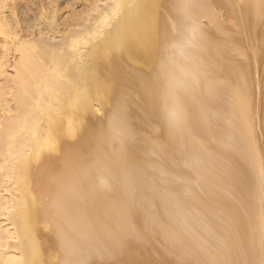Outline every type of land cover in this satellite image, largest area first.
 Wrapping results in <instances>:
<instances>
[{"label": "bare ground", "instance_id": "bare-ground-1", "mask_svg": "<svg viewBox=\"0 0 264 264\" xmlns=\"http://www.w3.org/2000/svg\"><path fill=\"white\" fill-rule=\"evenodd\" d=\"M101 2L0 0V264H261L264 0Z\"/></svg>", "mask_w": 264, "mask_h": 264}, {"label": "rangeland", "instance_id": "rangeland-1", "mask_svg": "<svg viewBox=\"0 0 264 264\" xmlns=\"http://www.w3.org/2000/svg\"><path fill=\"white\" fill-rule=\"evenodd\" d=\"M217 2H219V1H217ZM102 4H104V3H106V0H102V2H101ZM220 3V2H219ZM221 4V3H220ZM214 6H216V12L219 14V15H221L220 16V19H221V21L223 22V23H225V24H227L226 26H225V28L227 27V26H229V23L227 22V20H228V17H227V15H225L226 13H225V11H224V9H222V4H221V6L220 5H218V3H214ZM81 8L79 7L78 8V10H80ZM28 18H30V16H28ZM229 28V27H228ZM227 29V28H226ZM230 29V28H229ZM36 30H38L37 28H36ZM43 33V34H42ZM37 37H39V36H41V38L42 39H44V41H47L48 42V44H50V45H55V44H57L59 41H60V38H59V36H53L52 34H50L49 33V31L48 30H41L40 32L38 31L37 33ZM14 56V54H10V57H9V59H10V62H12V61H14V59H15V56ZM10 74H12L11 72H10ZM4 79L3 80H1L0 81V84L1 83H3L4 84ZM8 101H9V104L11 105V107L14 109V108H16V103L13 101L12 102V99L10 98H8L7 99ZM258 101H260V100H258ZM260 106V105H259ZM1 203V202H0ZM1 206V205H0ZM155 243L156 244H153V246H152V243H149V245H151L150 247H151V249L149 250H146L147 252H145L146 253V255H145V253L143 254L144 256L143 257H135V255H131L133 258L135 257V260H131L132 259V257H131V259L129 260L128 259V262H127V264H133V263H135V262H137V264L139 263V261H141V263H139V264H147V263H150V264H152L153 262V264H155V262H157V260L158 259H160V263H159V261L156 263V264H170V263H172V264H174L175 263V260L172 258V256L170 255V254H167V253H169V252H167V251H164V249L161 247V243L160 242H156L155 241ZM161 245H160V244ZM157 244H159V245H157ZM154 245L156 246H160L161 247V249L163 250V251H161V249H159V248H157V247H154ZM150 247H147V248H150ZM154 247V248H153ZM159 249V251L162 253H160L158 250H156V249ZM153 249H154V251L155 252H159V253H155L154 251H153ZM151 252V253H150ZM153 253V254H152ZM166 253V254H165ZM155 254V255H154ZM160 255V256H159ZM169 255L171 256L169 259L167 258V257H165L164 258V256H168L169 257ZM147 258V260L149 259V260H151L150 258H152V260H151V262L150 261H145L146 260V258ZM136 258H138L137 259V261H136ZM143 258V259H142ZM154 258V259H153ZM164 260H163V259ZM139 259H141V260H139ZM156 259V260H155ZM167 261H166V260ZM172 259V260H171ZM142 260H143V262H142ZM171 260V261H170ZM130 261V262H129ZM131 261L133 262V263H131ZM135 261V262H134ZM169 261V262H168ZM172 261H174V263L172 262ZM125 264V263H124ZM136 264V263H135Z\"/></svg>", "mask_w": 264, "mask_h": 264}, {"label": "snow or ice", "instance_id": "snow-or-ice-1", "mask_svg": "<svg viewBox=\"0 0 264 264\" xmlns=\"http://www.w3.org/2000/svg\"><path fill=\"white\" fill-rule=\"evenodd\" d=\"M184 8H187V4L182 5ZM260 202L262 205V209H264V161L261 162L260 165ZM261 224H262V229H264V210H262V215H261ZM261 264H264V261L261 262Z\"/></svg>", "mask_w": 264, "mask_h": 264}]
</instances>
